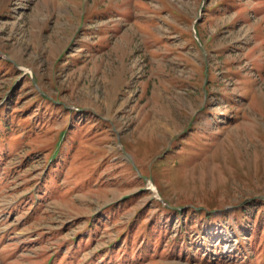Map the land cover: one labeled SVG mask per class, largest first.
<instances>
[{
	"label": "rangeland",
	"instance_id": "1",
	"mask_svg": "<svg viewBox=\"0 0 264 264\" xmlns=\"http://www.w3.org/2000/svg\"><path fill=\"white\" fill-rule=\"evenodd\" d=\"M0 264H264V0H0Z\"/></svg>",
	"mask_w": 264,
	"mask_h": 264
}]
</instances>
